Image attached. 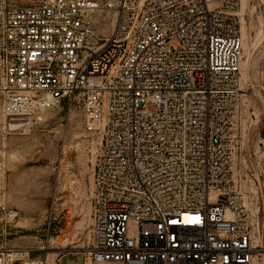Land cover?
Masks as SVG:
<instances>
[{"label":"built area","instance_id":"2783aa9c","mask_svg":"<svg viewBox=\"0 0 264 264\" xmlns=\"http://www.w3.org/2000/svg\"><path fill=\"white\" fill-rule=\"evenodd\" d=\"M242 5L0 0V264H49L10 243L6 141L13 114L65 99L101 137L86 264H254L263 231L237 171Z\"/></svg>","mask_w":264,"mask_h":264},{"label":"rangeland","instance_id":"374dc122","mask_svg":"<svg viewBox=\"0 0 264 264\" xmlns=\"http://www.w3.org/2000/svg\"><path fill=\"white\" fill-rule=\"evenodd\" d=\"M241 15L245 94L237 171L248 204L259 212L263 237L254 264H264V0H249ZM173 43L177 45V40ZM39 114L43 120L25 133L8 132L5 203L15 213L10 243L32 246L33 255L56 264L63 252L84 250L89 243L94 165L101 137L85 129L78 103L71 106L65 99Z\"/></svg>","mask_w":264,"mask_h":264},{"label":"bare ground","instance_id":"6f19581e","mask_svg":"<svg viewBox=\"0 0 264 264\" xmlns=\"http://www.w3.org/2000/svg\"><path fill=\"white\" fill-rule=\"evenodd\" d=\"M247 4H249V0H243L242 11L247 8ZM43 118L44 117L39 113H15L12 115V118L9 121V129L11 130V132L25 133L30 129L32 124L38 123L40 120H43Z\"/></svg>","mask_w":264,"mask_h":264},{"label":"crops","instance_id":"0c3cea01","mask_svg":"<svg viewBox=\"0 0 264 264\" xmlns=\"http://www.w3.org/2000/svg\"><path fill=\"white\" fill-rule=\"evenodd\" d=\"M87 254L82 249H71L63 252L56 264H86Z\"/></svg>","mask_w":264,"mask_h":264}]
</instances>
